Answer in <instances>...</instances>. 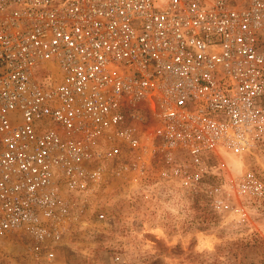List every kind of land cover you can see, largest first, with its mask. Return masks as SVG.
<instances>
[{
    "label": "built area",
    "instance_id": "1",
    "mask_svg": "<svg viewBox=\"0 0 264 264\" xmlns=\"http://www.w3.org/2000/svg\"><path fill=\"white\" fill-rule=\"evenodd\" d=\"M224 154L264 160V0H0V239L52 260L107 175L156 160L245 216L264 180L205 188Z\"/></svg>",
    "mask_w": 264,
    "mask_h": 264
},
{
    "label": "rangeland",
    "instance_id": "2",
    "mask_svg": "<svg viewBox=\"0 0 264 264\" xmlns=\"http://www.w3.org/2000/svg\"><path fill=\"white\" fill-rule=\"evenodd\" d=\"M144 127L150 130V125ZM220 176L205 188L248 168L264 180V160L241 162L233 155L209 158ZM156 160L143 173L107 175L80 211L55 257L35 260L24 234L0 239V264H264V201L242 204L224 193L226 206L215 211L202 188L187 194L177 185L158 183ZM104 213L98 219V213Z\"/></svg>",
    "mask_w": 264,
    "mask_h": 264
}]
</instances>
